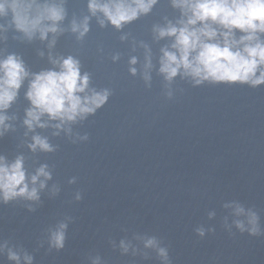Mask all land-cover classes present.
I'll return each instance as SVG.
<instances>
[{
  "label": "water",
  "instance_id": "obj_1",
  "mask_svg": "<svg viewBox=\"0 0 264 264\" xmlns=\"http://www.w3.org/2000/svg\"><path fill=\"white\" fill-rule=\"evenodd\" d=\"M67 9L65 28L73 15L89 14L87 0H67ZM178 15L170 0H160L152 13L122 30L110 23L101 27L93 17L83 41L70 31L58 36L52 54L76 56L82 71L92 75V87L112 91L103 108L73 126L74 132L89 135L86 142L74 144L64 133L54 137L49 128L37 132L59 146L55 153L33 155L20 147L24 110L30 106L25 82L9 110L20 117L17 131L0 140V153L12 159L23 152L31 157L32 170L45 162L55 169L35 212L25 201L0 205V238L23 245L35 264H88L89 254L101 255L107 264H159L154 253L150 260L121 255L110 243L136 234L161 237L173 264H264V235L224 227L225 217L228 224L234 219L224 204L237 200L259 212L264 228V86L193 87L177 77L169 98L158 69L160 49L171 40L156 41L152 27L163 24L164 16ZM125 34L128 39L121 40ZM7 35L0 50L22 56L33 72L52 67L51 34L48 41L31 42L15 39L20 34L14 30ZM141 41L151 48L155 65L150 88L142 76ZM117 53L120 59L113 62ZM132 56L138 57L136 75L129 71ZM73 176L78 181L69 184ZM57 182L61 192L52 197L49 190ZM76 191L83 193L81 201L74 200ZM209 212L215 217L209 219ZM67 216L73 219L65 248L49 251L47 230ZM200 225L216 231L200 238L194 231ZM0 264L11 262L2 257Z\"/></svg>",
  "mask_w": 264,
  "mask_h": 264
},
{
  "label": "clouds",
  "instance_id": "obj_2",
  "mask_svg": "<svg viewBox=\"0 0 264 264\" xmlns=\"http://www.w3.org/2000/svg\"><path fill=\"white\" fill-rule=\"evenodd\" d=\"M160 0H87L88 15L82 18L73 15L67 28L63 27L68 18L67 0H0V42L8 40L9 30L19 33L15 39L31 42L35 39L48 41L49 62L52 67L33 72L23 57L15 52L0 50V140L17 131L16 121L20 117L9 115V110L17 102L20 91L27 81L24 93L29 107L24 110L22 127L26 129L20 147H25L33 155L51 154L58 145L49 136L42 135L37 129H53L51 135L64 133L72 143L86 142L89 135L74 132L73 126L94 116L109 101L112 91L109 88L97 90L92 87V75L82 71V63L74 55L54 56L58 36L66 31L83 41L90 32L93 17L101 27L111 24L117 30L131 24L141 16H147ZM170 5L178 11V17L164 23L154 24L153 38L156 41L170 39V45L160 49L158 72L167 82V96L171 98V85L177 77L187 80L193 87L210 85H241L251 88L264 86V0H170ZM127 40L128 35H122ZM144 48L142 76L147 87H151L153 64L152 50L148 44L140 42ZM135 51V41H133ZM103 51V49H101ZM43 56V52L40 53ZM120 54L112 56L113 62ZM138 57L132 56L129 71L136 75L135 65ZM30 137V138H29ZM31 157L20 152L10 159L0 153V205L25 201L28 211L35 212L42 203L41 193L53 180L55 166L40 163L34 170L28 164ZM78 177H71L69 184H76ZM52 197L61 192L59 182L49 190ZM83 193L76 191L75 201H81ZM234 217L232 224L224 227L231 232L232 225L240 233L258 237L264 235L261 216L254 207L233 200L225 203ZM215 217L209 212L208 218ZM72 217L56 223L47 230L48 250L61 251L66 246L69 223ZM200 238L216 229L200 225L194 229ZM113 249L121 255L140 256L152 259L151 253L159 264H173L170 246L157 235L136 234L132 239H120L117 244L111 240ZM44 241L39 242V247ZM6 257L11 264H35V256L23 245L0 238V258ZM88 264H107L99 254H89Z\"/></svg>",
  "mask_w": 264,
  "mask_h": 264
}]
</instances>
